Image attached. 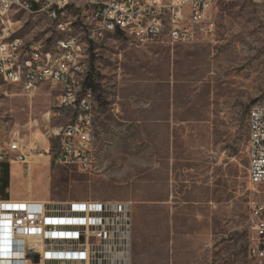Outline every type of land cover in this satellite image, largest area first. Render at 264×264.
I'll return each mask as SVG.
<instances>
[{
    "label": "rangeland",
    "instance_id": "1",
    "mask_svg": "<svg viewBox=\"0 0 264 264\" xmlns=\"http://www.w3.org/2000/svg\"><path fill=\"white\" fill-rule=\"evenodd\" d=\"M212 17L209 38L137 46L117 32L91 40L68 8L60 22L79 35L96 96L92 165L9 164L10 198L129 203L132 264H264L248 253L264 188L248 183L246 153L249 108L264 104V0L221 1ZM11 19L12 37L47 51L62 38L43 14ZM59 93L0 79V157L67 122L46 116Z\"/></svg>",
    "mask_w": 264,
    "mask_h": 264
},
{
    "label": "built area",
    "instance_id": "2",
    "mask_svg": "<svg viewBox=\"0 0 264 264\" xmlns=\"http://www.w3.org/2000/svg\"><path fill=\"white\" fill-rule=\"evenodd\" d=\"M0 79L32 96L43 85L59 88L48 119H68L43 134L47 151L13 138L4 150L10 165L27 160L88 171L92 165L94 91L86 84L87 67L79 35L60 19L68 8L77 12L79 29L91 40L117 32L137 46L163 43L190 45L215 30L212 9L232 0H0ZM45 9L56 24L61 43L43 46L12 42L6 16L11 12ZM247 180L264 188V104L255 103L247 115ZM54 143V148H52ZM264 196V192H263ZM251 259L264 261V199L249 207ZM35 258L37 261L35 262ZM0 264H132L131 205L125 202L36 201L0 199Z\"/></svg>",
    "mask_w": 264,
    "mask_h": 264
},
{
    "label": "crops",
    "instance_id": "3",
    "mask_svg": "<svg viewBox=\"0 0 264 264\" xmlns=\"http://www.w3.org/2000/svg\"><path fill=\"white\" fill-rule=\"evenodd\" d=\"M16 14H18V13H16V12H11V13H9L7 16H6V19L7 20H9V23L12 25V22H11V16L12 15H16ZM0 28H1V24H0ZM21 39V38H20ZM27 43V42H26ZM29 44V43H28ZM33 45H35V44H33ZM41 46V45H40ZM40 143H42V145L43 146H41L40 148L41 149H43L44 151H47V149H48V146H47V144L45 143V142H40ZM40 143H39V145H40ZM31 158H34V157H31ZM30 158V159H31ZM27 160V162L26 163H37V162H44V163H50L49 161H48V159L47 158H45V159H43V160H38V159H35L34 161H31V160ZM0 163H10L8 160H6V159H4V158H0ZM13 165H18V164H13ZM27 165H29V164H27ZM12 166V165H11ZM11 166H9V187L10 186H12L13 187V185L15 184V182L14 181H11V173H10V168H11ZM20 166V165H19ZM24 165H21L20 167H23ZM8 187V188H9ZM6 194H7V196L5 197V198H1L2 196H0V199H10V200H21V201H23V200H28V199H34V200H36V201H43L42 199V197H33V196H25L24 198H15V199H12V198H10V195H9V193L7 192V190H6Z\"/></svg>",
    "mask_w": 264,
    "mask_h": 264
},
{
    "label": "trees",
    "instance_id": "4",
    "mask_svg": "<svg viewBox=\"0 0 264 264\" xmlns=\"http://www.w3.org/2000/svg\"><path fill=\"white\" fill-rule=\"evenodd\" d=\"M92 67L90 66V71H92ZM86 84L89 88L93 90L91 75L87 77ZM9 187V164L8 163H0V196L1 198H5L7 194L5 193Z\"/></svg>",
    "mask_w": 264,
    "mask_h": 264
},
{
    "label": "bare ground",
    "instance_id": "5",
    "mask_svg": "<svg viewBox=\"0 0 264 264\" xmlns=\"http://www.w3.org/2000/svg\"><path fill=\"white\" fill-rule=\"evenodd\" d=\"M115 3H122V0H115ZM2 9H3V1H0V10ZM24 13H27V12H24ZM38 14L45 15V9H37V10H33L32 12H30V15H38ZM12 42H22V39L12 37ZM55 43H61V38L57 40Z\"/></svg>",
    "mask_w": 264,
    "mask_h": 264
},
{
    "label": "water",
    "instance_id": "6",
    "mask_svg": "<svg viewBox=\"0 0 264 264\" xmlns=\"http://www.w3.org/2000/svg\"><path fill=\"white\" fill-rule=\"evenodd\" d=\"M37 261V259L35 258V262Z\"/></svg>",
    "mask_w": 264,
    "mask_h": 264
}]
</instances>
